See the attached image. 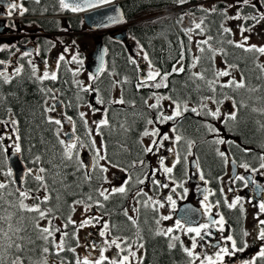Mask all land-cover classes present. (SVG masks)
<instances>
[{"label":"snow or ice","instance_id":"1","mask_svg":"<svg viewBox=\"0 0 264 264\" xmlns=\"http://www.w3.org/2000/svg\"><path fill=\"white\" fill-rule=\"evenodd\" d=\"M36 4H40L41 0H34ZM189 0H173V3L177 5H184L188 3ZM60 10H68L72 13H79L89 9H99L104 6H109L114 4V0H57ZM235 9V14L229 16V9ZM245 8L252 9L251 13L244 12ZM199 10L205 15L200 19L199 22L194 21V28L185 29V34L188 35L189 46L185 49L183 41L180 42V52L178 57L175 59V63L172 64L170 71H162L160 68L156 67L154 62L149 56L148 51L144 48L142 44L137 41V50L135 52V57L129 56L128 61L131 65L134 66V71L138 73L137 82L135 85L136 91H140L143 88L154 89L148 96L143 97V104L149 110L156 111V119L151 118L146 119V127L143 132L140 134V138L137 141L141 145V152L143 155L148 154H157L161 148H163L165 141H171L173 145H177L183 139V137L178 134L176 123L179 118L183 117L186 112H192L197 116L203 115L205 117H210L215 120H221V123L228 125L229 122L237 121V117L241 108L247 107L243 102H237L235 98L229 97L227 95H222L221 99H217L215 95L202 97L196 107H189L188 102L181 101L177 98H174L172 95L161 94L156 90L160 88H168L169 77L174 75H180L189 72V81L186 82L185 86L189 84L197 91L200 90L201 85L199 82H203L212 93H216L217 88H232V89H245L248 87L246 84V77L241 70L240 80H236L235 77H232L226 82L221 83L222 77H230L232 69L239 70V66L235 64H230L225 60L226 67L224 69H215L212 68V78L208 79L205 73L209 69H204L203 71H191V69H196L201 61V58L204 54L207 55V59L211 62H214L217 55L227 56V52L223 47H214L211 41L215 38L211 35L206 34V26L204 21L208 16L213 14H219L223 17L222 22L219 25V36L220 39L217 41L221 45L225 42L228 45H231L234 48L241 49L243 52L254 53L259 55H264V46L251 45L248 43L249 36L244 35L246 32L251 33L256 29L257 25L264 26V0H234V3H225L223 8H217L216 5H213L209 8H205L203 5L199 6ZM29 11L28 8L24 7L19 0L11 2L6 5L7 17H12L14 14L20 17H23ZM118 11V10H117ZM184 13L180 16L179 21H183ZM194 15V13L192 14ZM109 20L112 23H121L125 22L123 20V15H114L109 17ZM229 20L240 21L241 23L237 24L236 27L239 30V35L241 39L239 41L233 39L224 40L226 36L234 35L232 28L227 27L226 24ZM107 26V25H106ZM197 34L204 35L205 39L196 41V51L201 55L192 54L191 62L189 66H185V51L192 53L191 49V33L197 31ZM259 34V33H257ZM55 45L53 44V47ZM14 47V46H13ZM10 50L8 45L0 47V51ZM19 51V49H17ZM39 50H37L38 53ZM68 49L65 48V52ZM107 52V49H105ZM14 54V53H13ZM32 52L24 51L21 53L20 58L31 57ZM258 59L257 56L253 57ZM59 62L65 63H76L79 66L83 65V59L80 58L79 52L74 54L71 57V61H66L65 56L61 54L58 57V62L52 70H48L47 61L45 63V70L43 72L34 64L32 59H27V64L31 68L30 79L33 83L39 85V92L43 96L42 107V116L44 117V122L48 125H54L55 127L50 129L56 137L58 145L60 147V161L63 164V167H72L73 171L71 175L76 176L79 173L80 178H82L83 183L91 184L93 179L100 181L101 184L99 187L95 188L96 197L94 198L92 194H88L86 199L83 195L72 200L68 203L69 214L66 217H63V223L61 225L54 224L56 219H61L58 215L59 205L52 206L50 201L54 198L60 200V192L57 191L55 197L53 196V189L50 187L47 173L48 169L42 166V157L36 155L31 163L37 165L36 168H28L26 170V176H31L35 181V188L25 189L22 185L17 186L11 190L9 189V184H17V181L11 179L13 176L11 168L7 167V157L9 155V148L11 147L14 150L15 154L22 152L21 147V137L19 135V121L14 118L13 111L11 108L7 109L8 119H0V125H11L12 132L15 134L13 139L12 136H8L7 139L12 140L11 145H5L3 135H0V264H25V251H31L32 245L36 243V240L42 242L40 245V254L41 258L35 262V264H49L48 257L56 256L60 257L58 264H66L64 257H61V253L65 251L76 252V248L80 247L79 243V233L82 229L85 228H97L99 238H102L98 243L96 240H89L84 247L88 250L89 254L84 257L76 256L75 264H144V242L143 237L140 234L139 221L137 215H130V212L138 214L140 208L135 207V204H140L143 208L149 209L155 213L159 209H164L166 206L170 209L168 215H160L158 218H155V224L159 226L161 221L172 220L173 216L177 210V199H174V196L179 197L180 199H185L188 195V189L184 187V182H177L173 176L174 169L177 165L181 164V155L176 150L175 147H170L167 151L173 154V159L170 165L165 164L166 157L160 156L159 167L151 171L150 174L145 173L144 169L147 168V162L143 159L137 158L130 162L128 167H122L118 162H114L108 154V145L104 139V129L114 130L118 128L123 132L130 131V125L127 124L125 118L124 122H117L113 125L109 117V109L111 105H128L129 108L135 109L136 102L127 101L123 95V87L125 84L129 83L127 76L122 79H112L111 87H119L121 89V94L115 98H105L101 95L100 89L94 87L93 84L84 85L83 82L78 80H73L75 86L79 89L80 92L93 94L95 93L94 100L95 104H99L102 108H96L92 103H87L86 107L90 110L92 115L96 113H101V116L97 120L92 121V125H89L88 112H78V118L82 125L83 137L78 135L76 132V120L67 115L64 108L67 107H76L79 108L81 105L76 104L72 105L66 103L60 97L63 95L60 89L53 87H45V81L56 82L58 80L57 70L59 68ZM146 62L147 68H142L141 63ZM8 63L4 60H0V65L7 66ZM257 67L264 72V65L257 64ZM24 70V64H19L14 68L12 72H8L5 69L0 70V86L4 84H11L16 77L21 76ZM79 68L73 71V76L79 74ZM108 71V75L115 77L117 74L112 70H106L103 63V57H101V65L97 69V73L89 76V80L95 82L99 79V73ZM250 91H257L258 89L252 88ZM5 99L3 94H0V102ZM81 97L77 94V100H80ZM225 99H230L232 101V111L224 115L221 119V110L220 105L224 102ZM149 101H153L149 103ZM162 101L169 102L170 111H165ZM209 103L215 104V109L209 107ZM253 112H260L261 115H264V109L253 108ZM58 112L60 118H55L50 113ZM133 116L136 113H132ZM169 121L173 122V127L170 129L173 134L170 136L168 133L161 134L159 128L155 125L164 124ZM65 123L70 126V131H65ZM148 126H152L149 128ZM205 128L209 132H212L216 135V139L213 141L215 144H228L232 145L234 141L226 140L220 137L219 129L213 127L211 124H205ZM63 132L64 136L67 139L61 138V133ZM151 136L152 140L149 145H143V138ZM96 137H100L99 145L97 144ZM187 154L184 156V161H187L188 156H192V147L194 141H187ZM35 147V145H32ZM120 147L127 151L124 148V145L121 144ZM87 149L92 153L91 163L86 162L81 156V150ZM31 151V148H29ZM245 154L250 150L243 149ZM217 155L224 161L225 164L231 162L234 167L243 168L246 172L251 173L249 176H244L238 173H234L233 180L230 183L239 181L242 183L243 187H248L249 184L256 185L257 189L264 191V186L257 184L254 176L260 170L264 169V155L260 156L259 168H254L248 163L236 164V161L232 159L228 153L225 151H220L219 148L216 149ZM103 162V163H102ZM57 168L60 165H56ZM139 167V173L133 177L131 169H137ZM195 167L199 172V180L203 181L204 184H208L209 181L205 179V175L202 171H199V161L195 162ZM111 168H116L119 171L125 172L126 178L119 186H113L111 188L103 187V184L109 183L108 176L106 175ZM162 172L171 184H174V187H171V194L164 197L162 200L155 199L154 197L148 195L143 188L137 187L133 199L135 204L131 208L125 207L122 208V214L125 217L126 223L135 229L133 236H122L114 235L113 230L116 228V225L112 224L109 220L105 219V215H108L105 209L106 201H109L110 198L114 196L127 197L128 192L131 190L133 185H144L147 182H150L154 187L164 189L169 188V183H162L157 179V173ZM55 175H60L59 172H56ZM68 175V173H64ZM26 182V181H25ZM63 182V178L61 180ZM67 187V185H66ZM80 187V185H77ZM183 189L182 192H178L177 189ZM229 191H234L232 187H229ZM223 193V189H220ZM215 195L214 192H211L209 189L203 190V198L200 204L202 209V215L206 216L207 222L196 223L191 220L190 213L192 209L188 210V213L180 219H175L174 225L167 227L166 229L157 228L155 235L163 236L168 240V249L172 250L177 247V244L181 247L183 252L189 258L188 264H196V261H199V264H225V257L235 256L237 252L245 251L250 245L247 239H242L239 244L237 239L233 235H228L222 237V240L227 246H223L219 243L213 244L207 241V237L213 235V228L220 233L225 231L224 225L226 223L224 216L217 211L215 216L213 215V208L219 209L220 201L215 202L209 201V196ZM140 197H146V199L141 200ZM32 200L34 203L28 204L26 201ZM224 204L227 205L229 209H236L237 206H240V211L243 212L242 198L236 196L231 202L228 201L227 197L224 198ZM77 206H82L83 211L81 213L82 219L76 221L72 218V215L76 211ZM256 206V205H254ZM93 209H96L99 214L93 212ZM259 212L255 215L257 220V225L254 230V233H249L244 231L242 236L244 238L252 235V244H255L257 241L259 244V251L256 255L242 262V264H257V261H264V219H260V215L264 214V200L258 204ZM25 214H35V215H25ZM41 221H46L42 224ZM29 222H31V228H29ZM72 227L71 236L75 240V247H68L67 238L69 237V232L66 231L68 227ZM59 233V239H57L56 234ZM179 233V234H178ZM188 236L191 241L190 246H185L184 241L181 239V235ZM33 235L35 239H33ZM88 237H92L93 233L89 232ZM203 242V243H201ZM198 246L213 247L216 249L214 255L196 253V248ZM115 249L112 256L106 255L107 252ZM97 252L98 255L96 258L91 256V252ZM28 264H33L29 260ZM52 264H57L56 261H53Z\"/></svg>","mask_w":264,"mask_h":264},{"label":"trees","instance_id":"2","mask_svg":"<svg viewBox=\"0 0 264 264\" xmlns=\"http://www.w3.org/2000/svg\"><path fill=\"white\" fill-rule=\"evenodd\" d=\"M122 1L126 21L119 28H125L128 32V42L131 41L137 45V41H139L148 51L156 67L160 68L162 71H170L172 64L175 63V59L179 55L180 42L183 41L185 49L189 46L188 35H186L184 31L186 29L185 25L187 24L186 17L189 15L201 19L205 15L199 10V6L202 5V0H189L188 3L182 6L173 3V0ZM30 3V9L33 10L30 16L54 17L52 19L48 18L35 21L38 28H40L45 35L43 38L44 41L50 40V36L56 32H66L67 30L71 34H80L86 29L82 16H80L79 13L60 10L57 0H41L40 4H36L34 0H30ZM216 6L217 8H223L225 4L223 2H217ZM244 12L251 13L252 9L245 8ZM156 13L159 15L153 17L152 14ZM184 13H187V15H184L182 23L178 22L180 16ZM193 13L194 15H192ZM222 20V16L213 14L207 17L204 24L206 26V34L215 38L210 43L217 48L223 47L227 52V56L217 55L214 62H211L207 59V55L204 54L199 66L196 69H191V71L209 69L205 75L208 79H211L212 68L214 67L217 69L216 62L218 56H220L225 66V60L230 64L239 66V72L241 74V70L243 71L246 77L245 82L248 87L245 89H221L218 87L216 93H212L203 82H199L201 88L197 91L190 84L185 86L186 82L189 81V72L186 71L180 75L169 77L168 88L162 87L156 91L161 94L172 95L174 98L181 101L186 100L188 105L193 107L198 105L202 97L212 95H215L217 99H221L222 95H227L235 98L238 103L243 102L247 107L240 109L237 121H230L227 126L223 124L221 134L226 140L231 139V134L232 137L236 138L245 146H247L250 141H256L255 143L259 142L260 144V142L264 140V115H261L258 111L253 112L252 109H264V72L257 67V64H261V55L243 52L241 49L234 48L226 42L222 45L218 43L217 41L220 39L218 30ZM197 32L198 30L194 33L197 34ZM97 34H100L99 36L102 37V41L105 43L108 50L105 69L112 70L117 75L112 77L108 75V71H105L97 81L92 82L93 86L99 88L101 95L107 100L112 98L113 90L116 88H118L119 94H121V89L119 87H111V80L114 78L119 80L127 76L129 83L125 84L123 87L124 98L127 101L134 100L136 102L135 109L129 108L128 105H111L109 109L111 123L115 125L118 121L124 122L126 118L127 124L130 125L131 130L128 132H123L118 128L114 130H103L105 133L104 139L108 145V154L114 162H118L122 167H128L130 162L137 158L143 159L147 162V168L144 169V172L150 174L152 166L149 156L142 154L141 145L137 141L146 127V119H156V111L147 109L142 99L148 96L154 89L143 88L140 91H136L135 85L138 73L133 70L134 66L128 61V57L132 55L127 41L119 42L115 40L109 30L101 31ZM203 39H205V36L199 34L192 38L190 45L192 53H188L187 50L185 51L184 63L186 67L190 65L192 54L201 55L196 51V41ZM227 39L234 40V35L224 37L225 41ZM254 56H257L258 59H254ZM72 78L73 76H71V83L68 86L55 87L51 85L47 87L60 89L63 93L60 98L66 103L72 105L80 104L83 106L91 102L93 105H97L94 100L95 93L88 94L80 92L73 83ZM38 88L39 85L33 83L30 76L18 78L12 84L0 86V94H3L5 97V99L0 102V119H8L7 109H12L14 118L19 121V135L21 137L20 143L22 147L21 153L28 168L37 167V165L31 163V160H33L36 155L42 157V166L49 170L46 175L50 187L53 189V196L55 197L57 191L61 194L59 201L54 198L49 203L52 206L59 205L58 215L61 217L60 221L63 223L62 218L69 214L68 203L74 199L80 198L82 195L85 199L88 194H92L95 198V188L99 187L101 182L94 178L91 184L83 183L79 173H77L76 176L71 175L73 171L72 167H63L60 161V147L55 135L50 130L55 126L48 125L44 122L41 107L43 96ZM252 88L258 90L250 91L249 89ZM77 94L81 97L80 100H77ZM227 100L229 99L224 100L220 108L228 104ZM152 102L153 101H149V103ZM81 106L79 108L67 107L66 113L76 120L77 134L83 137L82 125L78 118V112H80ZM210 106L209 103V107ZM132 113H136V115L133 116ZM49 115L52 116V113ZM215 121V119L203 115L197 116L190 111L179 118L176 127L178 134H180L183 139L176 145V150L181 155V164L177 165L175 169L177 170L175 178H177L179 182L184 181L188 170V160L185 162L183 159L187 154L186 142L194 141L193 146H195V148L193 151L199 161L200 171L204 173L205 179L209 181V187L214 190V201L219 200L221 202L223 215L230 225L243 226L245 225L244 217H241L240 214H236L234 218L235 215L232 214L231 210L223 202L225 198L224 193L220 191V189H222V178L225 174L226 164L217 155L216 149L219 148L221 151L220 146L222 144L213 143L217 138L216 135L209 132L207 128L204 127L205 124H211L215 127ZM148 127L150 128L151 126ZM61 138H63L62 134ZM121 144L124 145L127 151L120 147ZM32 145H35V147H32ZM29 148H31V151H29ZM87 152L92 155L91 152ZM0 163H2V161H0ZM56 165H60V167L57 168ZM129 171L132 172L133 177H135L139 173V167L137 169L129 168ZM56 172H59L60 175H55ZM64 173H68V175L65 176ZM62 178L63 182H61ZM147 183L146 181L144 185H133L127 197L117 195L110 198L109 201L104 202L106 207L103 211L109 213L105 216L112 224L116 225V228L113 230L114 235L133 236L135 229L131 228L126 223L125 217L122 214V208L127 207L137 187L144 189ZM11 185L12 189L15 188L14 184ZM77 185H80V187H77ZM104 185L105 184H103V186ZM35 186L36 184L33 178L27 176L24 188H35ZM140 199L144 200L146 197H140ZM139 208L140 212L137 214V218L139 221L140 234L144 242V264H188L189 258L183 254L179 244H177L175 249L169 250L167 247L168 240L163 236L155 235L159 227L155 224V218H158L160 213H154L151 208L145 209L141 205ZM29 228H31V222H29ZM66 231L69 232V237L67 238L68 247H75L76 242L71 236L72 227L69 226ZM33 239H35L34 235ZM41 244V241L36 240V243L31 246L32 250L29 251V260H31L33 264L41 258L39 250ZM60 255L65 258L66 264H75L76 252L65 251ZM49 257L60 259V257L56 256ZM257 264H263V261L258 260Z\"/></svg>","mask_w":264,"mask_h":264},{"label":"flooded vegetation","instance_id":"3","mask_svg":"<svg viewBox=\"0 0 264 264\" xmlns=\"http://www.w3.org/2000/svg\"><path fill=\"white\" fill-rule=\"evenodd\" d=\"M11 2H15V0H0V47H2L4 45H8L9 49H10V50L0 51V60H4L6 62H11V63H8L7 66L0 65V70L5 69V67H6V70L8 72H12L16 66H18L19 64H24L23 73L21 74V76L16 77L13 80V82H14L18 78L30 76L31 68L27 64V59H32L34 64L40 69L41 72H43L45 70L44 61H47L48 70H52L56 66V64L58 62V58L55 59L54 55H53L54 50L52 49V44H54L55 41H53V40L44 41L43 38L45 37V35H44L43 31L40 28H38V26L35 23L36 20L48 19V18L52 19L54 17L53 16H49V17L30 16V14L33 11L30 9V4H31L30 0H19V2L24 7L29 9V11L23 17H20V16L15 15V14L12 17H7L5 15L6 5L11 3ZM33 27H36L38 29L39 32L37 34L34 33V30L32 29ZM118 29L119 28H113V29H109V31L112 34V36H114L115 33L118 31ZM52 36H55V33L52 34ZM52 36H50V37H52ZM17 49H19V51H17ZM37 50H39L38 53H37ZM24 51L32 52V56L21 59L20 58L21 53ZM67 67H68V65H66L65 62H59V68L57 70L58 80L56 82L45 81L44 86L47 87V86L53 85L55 87H57V86L64 87V86L70 85V83H71L70 78H71L72 73H71V71L68 70ZM227 102H228V104L225 106H227V109H229V111H232V101L229 99V100H227ZM225 106H223V107H225ZM220 110H222V108H220ZM63 111L66 112V108H64ZM52 116L55 118H60L59 114L55 115L54 113H52ZM222 127H223V123H221V120L217 121V125H216V121H215V128L219 129V135H221V137L223 139H225V137L221 134L222 133V131H221ZM234 127H235V125H234ZM65 128L67 131L70 130V126L67 127L65 125ZM76 132H77V128H76ZM61 134L64 135L63 132ZM0 135H3L5 137V139L3 141L5 145L12 144V140L7 139L8 136H12L13 139L15 137V134L12 132V126L10 124L7 126L1 125ZM230 137H231V139H229V140L234 141V143L232 145H229V146H228V144H222L220 146L221 151H225L226 153H228L229 156L236 161L237 165H239L241 163H248L250 166H252L254 168H259V164L261 162L259 157L264 155V140H262L260 142V144H259V142L255 143L256 141H250V143H248L247 146H245L240 141H238L236 138L232 137L231 134H230ZM172 147L176 148V145L172 144ZM194 148H195V146L192 147L193 155L188 156V158H187L188 170L186 172V177L183 181L184 184L187 183V185L189 187L188 189H191L193 192H192L191 196H189V194H188L185 199H180L179 197L174 196V199H177V210L175 212V217H176V213L178 211L179 206L183 203H191L192 205H194L195 207L199 208L202 211L200 204H201V201L203 198V190L209 189L211 192H214V190H212L209 187V183L204 184L203 181L199 180L198 170L197 169L192 170V160L193 159H196V161L198 160L197 157L195 156L194 151H193ZM243 149H249L250 151L247 154H245ZM10 150L11 149H9V151ZM166 153H169V151H167ZM165 157L167 159L165 163L170 164L172 159H173V154L170 153L169 156H165ZM189 158H191V161ZM7 161H8V157H7ZM8 168H9V165H8ZM199 171H200V168H199ZM176 172H177V170L174 169V173H173L174 177L176 175ZM236 173L244 175V176L251 175V173L246 172L243 168H240L238 166H237V172ZM162 176H163V179H162ZM0 179H4V178L0 177ZM12 179H13V176H12ZM157 179H159L162 183H169V188H164V189L156 188L149 182V187H147L146 192L148 193V195L154 197L155 199L162 200L164 197L171 194L170 189H171V187H174L175 185L171 184L169 182V180L166 178V176L164 174H162V172H158ZM175 179L179 183L177 178H175ZM254 179L256 180L257 184L264 186V169H262V170H260V172L256 173L254 176ZM232 180H233L232 166H231V162H229L228 164H226L225 174L222 178V189H223L224 197H227L229 202H231L236 196H240L242 198V204H243L244 211L243 212L240 211L239 205L237 206L236 209H230V210H231L232 214L235 215L234 218L236 217V214H240L241 217H244L245 225H243V226L242 225L232 226L227 222L226 218L224 217L225 221H226V223L224 225L225 231L223 233H220L219 231H216L215 228H213V230H212L213 235L211 237L206 238L209 243H213V244L219 243L223 246H227L224 243V241L222 240V237H226L230 234L233 235L237 239L238 244L242 239L248 240V238H251V240H252V235H249L248 237L244 238L242 236V234L244 231H248L249 233H254V230H255L256 225H257V220L254 217L259 212V209H258L259 202L264 200V191L257 189L256 185H253V184H249L248 187H243L242 183L239 181H236L234 183H230ZM11 186L12 185L9 184L8 190L12 189ZM24 186H25V184H24ZM15 187H16V185H15ZM229 187H232L235 190L229 191L228 190ZM226 188H227L228 192H226ZM177 191L182 192L183 189L178 188ZM209 201L215 202L214 201V195L209 196ZM254 205H256V206H254ZM136 206H137V208H139L140 204H136ZM94 210L97 214H99L96 209H94ZM164 210H168V207L166 206L164 208ZM217 211H219L223 215L221 203H220L219 209L213 208V215L214 216H215V213ZM158 212H160V211H158ZM131 214H132V212H130V215ZM249 218L251 219L250 223H249L250 225H251V223L255 222V226H254L253 230H251L250 225H248V223L246 225V221ZM105 219L108 220V218L106 216H105ZM207 219L208 218L206 216L202 215V219L198 223L207 222ZM260 219H264V214L260 215ZM90 232L93 233V236L88 237L85 240L84 245L86 243H88V241L90 239L96 240L98 243L102 239V238H99V236H98L97 228H91ZM183 241H184V235H183ZM201 243H203V242H201ZM252 245L253 244L251 243V248L248 247L249 249L247 248L243 252H237L235 256L225 257V262H230V264H233L234 262L239 261L238 263L240 264L242 262L241 257L243 255H245V257L248 258V260L253 258L256 255V253L259 251V248H258V250H254ZM258 247H259V245H258ZM114 250L115 249H112L111 251L107 252L106 255L111 256L112 251H114ZM142 251L145 254V250L143 249ZM195 251H196V253L201 254L202 256L205 253L208 255H214L216 249L213 247L198 246ZM183 254H185V253L183 252ZM97 255H98L97 252H95V251L91 252V256L93 258H96ZM24 256L26 258L25 264H28L29 251H25ZM196 264H199V261H196ZM263 264H264V261H263Z\"/></svg>","mask_w":264,"mask_h":264},{"label":"rangeland","instance_id":"4","mask_svg":"<svg viewBox=\"0 0 264 264\" xmlns=\"http://www.w3.org/2000/svg\"><path fill=\"white\" fill-rule=\"evenodd\" d=\"M217 2H223L224 4L225 3H234V0H202V5L205 8H209V7L213 6V5H217ZM234 14H235V9L234 8L233 9H229L228 15L231 16V15H234ZM152 15H153V17H157L159 14L156 13V14H152ZM61 18H64V17H61ZM186 18H187L186 19L187 24L185 25L186 29L194 28V21L195 22H199L200 21L199 18H195V17L189 16V15ZM239 23H241V22L240 21L229 20L227 22V24H226L227 27L232 28L233 33H234V40H237V41H239L241 39V37L239 35V30L236 27V25L239 24ZM183 27H184V23H183ZM32 29L34 30V33H36V34L39 32L36 27H33ZM86 29L84 30V32H82L80 34H71L69 31L66 30V32H62V31L60 33L56 32L55 36L50 37V40L55 41V43H54L55 46L54 47H53V44H52V49L54 50V54L53 55H54L55 59L58 58L61 54H63L65 56V60L66 61H71V57L74 54H76L77 52H79L80 58L83 59V65L82 66H79L76 63H65V64L68 65L67 68H68L69 71H71V73H73V71H75L77 68L80 69L78 75H76L74 77L73 74H71V76H73V78H72L73 80L81 81V82H83L84 85L92 84V82H93V81L89 80V76L90 75H89V73L86 70V64L92 59L91 58V54L95 51L96 44L100 41V37H99L100 34L91 32L89 29H87V30ZM124 31H126L125 28H119L118 31L115 33V35L121 34ZM257 33H259V34H257ZM244 35L250 37L249 41H248L249 44L257 45V46H264V26L257 25L256 29H254L251 33H247L246 32ZM196 36H197V34H195L194 32L191 33V37L192 38L196 37ZM127 44H128L129 50L131 52V55L134 58L139 59L138 57H135V52L137 50V45L134 44L131 41L130 42L127 41ZM65 48L68 49L67 52H65ZM216 63H217V69H224L226 67L223 64L220 56H218ZM261 64L264 65V55H261ZM141 67L142 68H146L147 67V63L146 62H142L141 63ZM232 77H235L236 80H240L241 74H240L239 70L232 69L231 76L230 77H222L220 82L221 83L226 82L229 79H231ZM119 95L120 94H119L118 88L114 89L112 98H115V97H117ZM88 103H91V102H88ZM162 104H163V107H164L165 111H170L169 102L168 101H162ZM86 105L81 106L80 112H88L89 113V115H88L89 125L94 127V125H92V121L99 119L100 116H101V113L98 112L95 115H92V113L86 107ZM210 105H211L210 107L215 109V107H216L215 104H211L210 103ZM94 106L96 108H102V106L99 105V104L94 105ZM189 107H193V106L189 105ZM228 112H230V111H229V109H227V106L222 107L221 119H223L224 115H226ZM53 113L55 115L58 114V112H53ZM217 121L218 120H216V125H217ZM155 126L159 128V131H160L161 134L168 133L170 136L173 135L171 133V131H170V129L173 127V122L172 121H169V122L164 123V124H157ZM65 131H67L66 128H65ZM62 136L65 139V136L64 135H62ZM220 137H221V135H220ZM96 140H97V144L99 145L100 137H96ZM151 140H152L151 136L144 137V145L145 146L149 145L151 143ZM164 145L165 146L163 148H161L160 151L157 154H155V155H153L151 153L148 154L150 162H151L152 170L159 167V159L158 158L160 156H163V157L169 156L170 153H171V152L166 153L167 149L172 147L171 141H165ZM9 149L13 150L11 147ZM87 151H88L87 149L81 150V156L83 157L86 154H89ZM189 159L191 161V158H189ZM166 160H165V162H166ZM166 165H170V164H166ZM106 175L108 176L109 183H107V184H105L103 186L105 188H111L113 186H119L123 182V180L126 178V174L124 172L119 171V170H117L115 168H111ZM2 178H4V177H2ZM162 179H163V176H162ZM147 187H149V182L146 184V186L144 188V191H147L146 190ZM184 187L187 188V189L189 188L187 183L184 184ZM192 192L193 191L191 189H188L189 196L192 195ZM226 192H228L227 188H226ZM26 203L32 204V203H34V201L28 200V201H26ZM133 204H135V201L132 198L131 201L128 202L127 207L131 208L133 206ZM135 207H137L136 204H135ZM82 211H83L82 206L76 207V211H75L73 219L76 220V221H79L80 219H82V216H81ZM159 211H160L159 212L160 215H168L169 212H170V209L169 208H168V210L159 209ZM93 212H95L94 209H93ZM131 215H137V214L136 213H132ZM175 219H176V217H175V214H174L172 220L161 221V224L159 225V228L166 229L167 227L173 226ZM250 220H251L250 218L247 219L248 222L246 221V225H247V223H248V225H250L249 224ZM41 223L44 224V223H46V221H41ZM54 224L61 225L62 222L60 221V219H56L54 221ZM254 226H255V222L251 223V225H250L251 230H253ZM90 230H91V228L89 227V228L82 229L80 231V233H79V236H80V239H79L80 247L76 248L77 256L83 257L84 255H87L89 253L88 250L84 247V242L88 238L87 234L90 232ZM180 235H181V239L183 240V234H180ZM56 236H57V239H59V233H57ZM248 242H249V245H250L249 248H251V243H252L251 238H248ZM184 244H185V246H189L191 244V241L189 240L188 236H185V235H184ZM259 244H260V242L257 241L255 244L252 245L254 250H258V248H259L258 245ZM114 251H112L111 256L113 255ZM48 260H49V264H52L53 261H56L57 264H58V261H59L58 258H50V257H48ZM245 260H248V258H246L245 255H243L241 257V261L243 262ZM238 262L239 261H236L233 264H239ZM242 262L240 264H242ZM225 264H230V262H225Z\"/></svg>","mask_w":264,"mask_h":264},{"label":"water","instance_id":"5","mask_svg":"<svg viewBox=\"0 0 264 264\" xmlns=\"http://www.w3.org/2000/svg\"><path fill=\"white\" fill-rule=\"evenodd\" d=\"M118 10V11H117ZM123 15V20L126 21L125 12L123 9V1L122 0H114L113 5L104 6L99 9H89L83 12H79V15L82 16L84 24L87 29L91 30L94 33H99L101 31L113 29V28H119L121 27L125 22L121 23H112L109 20V17L114 15ZM107 25V26H106ZM100 37V41L96 44L95 51L91 54V60L86 64V70L89 73V75H94L97 73V69L101 65V57H103V63L104 67L106 68L107 65V52H105V49H107L105 43L101 40L102 37ZM115 40L119 42H126L128 40V32L124 31L121 34H117L113 36ZM103 74V72L99 73V77ZM65 125L68 127L69 125L65 123ZM70 131V130H69ZM67 139V137H65ZM91 155L86 154L82 158L88 162L91 163ZM195 162L196 159L192 160V170H195ZM8 165L9 168H11L13 173V179L17 181V186H23L26 181V170L28 169V166L26 162L23 160L22 153L15 154L14 150L9 151L8 155ZM232 166V176H234V173L237 172V167ZM192 209L193 211L190 213L191 220L198 223L202 219V211L192 205L191 203H183L179 206L178 211L176 213V219H180L188 213V210Z\"/></svg>","mask_w":264,"mask_h":264}]
</instances>
